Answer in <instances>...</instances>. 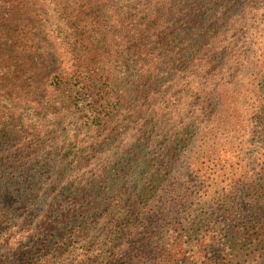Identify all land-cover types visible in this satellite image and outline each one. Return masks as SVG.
I'll use <instances>...</instances> for the list:
<instances>
[{"label":"trees","instance_id":"16d2710c","mask_svg":"<svg viewBox=\"0 0 264 264\" xmlns=\"http://www.w3.org/2000/svg\"><path fill=\"white\" fill-rule=\"evenodd\" d=\"M40 1L67 69L0 95V264H264V0Z\"/></svg>","mask_w":264,"mask_h":264},{"label":"rangeland","instance_id":"374dc122","mask_svg":"<svg viewBox=\"0 0 264 264\" xmlns=\"http://www.w3.org/2000/svg\"><path fill=\"white\" fill-rule=\"evenodd\" d=\"M47 16L40 0H23L0 18V95L17 103L42 104L51 94V77L67 69ZM178 174L186 182L194 180L185 165L179 166Z\"/></svg>","mask_w":264,"mask_h":264}]
</instances>
